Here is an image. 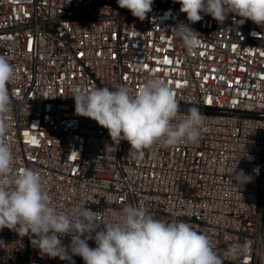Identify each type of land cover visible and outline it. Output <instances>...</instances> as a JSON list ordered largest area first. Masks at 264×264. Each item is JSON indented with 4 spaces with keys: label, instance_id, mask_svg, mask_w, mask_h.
<instances>
[{
    "label": "built area",
    "instance_id": "1",
    "mask_svg": "<svg viewBox=\"0 0 264 264\" xmlns=\"http://www.w3.org/2000/svg\"><path fill=\"white\" fill-rule=\"evenodd\" d=\"M180 7L153 0L141 21L117 0H0V56L16 73L3 140L14 170L37 171L58 211L80 204L107 223L125 205L142 206L207 234L223 264H264V27L238 25L233 14L192 24ZM178 24L200 34L194 49L176 35ZM150 77L173 89L181 115L191 107L204 115L199 142L154 144L139 159L127 141L107 150L108 130L77 115L72 96L91 87L134 91ZM241 170L251 180L240 185ZM61 239L67 246L71 237ZM237 244L248 255H228ZM0 264L70 261L4 228Z\"/></svg>",
    "mask_w": 264,
    "mask_h": 264
},
{
    "label": "clouds",
    "instance_id": "2",
    "mask_svg": "<svg viewBox=\"0 0 264 264\" xmlns=\"http://www.w3.org/2000/svg\"><path fill=\"white\" fill-rule=\"evenodd\" d=\"M195 24L210 15L223 24L229 14L233 22L243 25L251 20L264 27V0H176ZM141 21L152 12L153 0H117ZM239 19H236V18ZM176 35L189 49L197 46L199 33L178 24ZM16 77L9 61L0 56V229L8 228L21 237L30 236L43 254L69 260L79 256L84 264H223L210 237L196 231L183 220L171 222L155 219L142 206L125 205L115 222L100 223L90 208L77 204L68 212L53 206L46 181L35 170H14L12 148L4 142L10 96L7 85ZM75 113L94 120L108 130L115 149L121 141L129 143L137 159L154 144L171 148L196 144L202 135L205 117L197 107L180 114L173 89L158 77L147 78L134 91L127 85L110 90L91 87L78 90L74 96ZM235 171V170H234ZM238 184L250 182L241 170L234 175ZM70 236L65 246L61 237ZM94 240L95 247L88 241ZM228 255H248L246 244H237Z\"/></svg>",
    "mask_w": 264,
    "mask_h": 264
}]
</instances>
